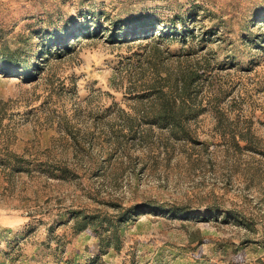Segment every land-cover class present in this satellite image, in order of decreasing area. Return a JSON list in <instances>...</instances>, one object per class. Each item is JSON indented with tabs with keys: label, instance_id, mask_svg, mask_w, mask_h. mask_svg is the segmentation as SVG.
Listing matches in <instances>:
<instances>
[{
	"label": "rangeland",
	"instance_id": "1",
	"mask_svg": "<svg viewBox=\"0 0 264 264\" xmlns=\"http://www.w3.org/2000/svg\"><path fill=\"white\" fill-rule=\"evenodd\" d=\"M0 264H264V0H0Z\"/></svg>",
	"mask_w": 264,
	"mask_h": 264
},
{
	"label": "trees",
	"instance_id": "2",
	"mask_svg": "<svg viewBox=\"0 0 264 264\" xmlns=\"http://www.w3.org/2000/svg\"><path fill=\"white\" fill-rule=\"evenodd\" d=\"M133 23L134 22L131 24ZM124 26L131 25L127 24ZM112 35L116 39L121 37V35L117 33H113ZM13 69L11 61H9L8 65H5L4 67L5 71ZM199 76V71L197 69H192L187 73L184 72L174 79L173 84L170 85V90L166 91L165 94L160 95V93L157 92L156 94L158 96H156L155 100L158 99L159 105L156 108H151L153 114L150 115V121L152 120L151 122L153 123L170 125L174 128L184 130L186 121L196 116L198 112L201 111L195 106L194 101L191 99L192 90L195 87V82H197ZM170 210L179 214L185 212L183 208L179 207H174ZM77 216L78 218L76 219L75 225L78 231H83L88 227L91 217L82 215V213L77 214L76 217ZM122 220L125 221L126 217Z\"/></svg>",
	"mask_w": 264,
	"mask_h": 264
}]
</instances>
